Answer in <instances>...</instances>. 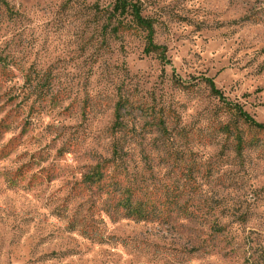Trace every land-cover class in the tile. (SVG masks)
<instances>
[{
	"label": "rangeland",
	"instance_id": "rangeland-1",
	"mask_svg": "<svg viewBox=\"0 0 264 264\" xmlns=\"http://www.w3.org/2000/svg\"><path fill=\"white\" fill-rule=\"evenodd\" d=\"M128 1L167 63L113 0H0V264H264V133L203 80L264 125V0Z\"/></svg>",
	"mask_w": 264,
	"mask_h": 264
},
{
	"label": "trees",
	"instance_id": "trees-1",
	"mask_svg": "<svg viewBox=\"0 0 264 264\" xmlns=\"http://www.w3.org/2000/svg\"><path fill=\"white\" fill-rule=\"evenodd\" d=\"M112 14L117 15L119 17L121 16H129L131 18V22L141 31L145 33L144 41H145V47L143 49V52L145 54H155L158 58V60L165 64L167 63L166 57H165V48L161 46H157L153 43V26L151 20L143 17L141 15V9L139 5L135 2H131L128 0H113V8H112ZM206 84L208 85L210 89V93L216 97L220 102L224 104L225 107H227L231 112H234L233 114L244 124H246L249 128L255 129L259 132L264 133V125L257 123L250 115H248L243 109H241L238 105L229 103L225 100V97L223 94L215 87L213 81L211 79H203ZM121 105L118 103L117 109L115 112V122H114V128L120 127L121 121H122V115H121ZM123 106V105H122ZM223 131L230 135L234 134V141L235 143V150L239 151L242 149V137L239 133H233V129H230V126L225 125L223 128ZM112 160L114 162L115 160L119 161L121 158H119V148L117 145L113 148L112 158L108 161V163ZM117 161V162H118ZM121 163V162H120ZM123 165V163H121ZM106 168L101 165H97L95 167H92L90 170V173L84 176V181L89 182L91 184H98L101 182V180L104 179L106 175ZM120 174V173H116ZM119 186V184H118ZM141 190V187H135V189H132L131 187H124V190H120L123 192L121 195L122 198L118 200L116 203V207L121 209L125 212L123 214V217L125 218H131L137 221H147L151 218H153V214H150L146 210V206L143 204V201L141 200H135V192Z\"/></svg>",
	"mask_w": 264,
	"mask_h": 264
}]
</instances>
